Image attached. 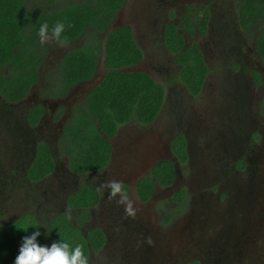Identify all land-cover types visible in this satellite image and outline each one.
Returning <instances> with one entry per match:
<instances>
[{"label":"flooded vegetation","instance_id":"1","mask_svg":"<svg viewBox=\"0 0 264 264\" xmlns=\"http://www.w3.org/2000/svg\"><path fill=\"white\" fill-rule=\"evenodd\" d=\"M118 25L131 28L142 52V60L130 68L148 75L164 88L157 118L150 125L131 121L120 127L115 136L106 137L111 145L107 168L76 174L70 169L69 158L61 152L60 142L74 108L84 106L108 71L104 62L99 63L92 79L75 84L65 96L54 97L49 94L47 76L56 71L63 54L79 46L80 41L67 44L65 51L62 48L64 52L58 49L59 57L54 55L56 66L50 60V52L38 83L24 98L11 101L0 93V229L28 219L30 226L44 235L37 241L43 240L50 247L54 243L50 230L53 220L67 216L89 241L88 264H264V62L258 51L264 17L244 27L238 0H125L111 29ZM172 28L183 38L185 46H198L206 64L207 74L196 95L181 79L184 65L167 39ZM218 102L227 106V115L242 120L236 140L227 144L220 141L221 136L218 139L219 133L211 125L208 129L199 128L204 123L199 111L207 119L212 103ZM37 107L42 114L31 120L30 114ZM197 111V133L203 129L210 133L209 139L203 132L199 143L193 141L194 136L188 131L192 119L189 114L193 116ZM166 115L176 117L179 129L162 140L154 141L149 132L128 139L122 136L129 125L147 130ZM182 115L187 119L182 120ZM179 135L186 140V163H181L172 150ZM144 142L146 151L142 148ZM170 143L171 162L178 165L179 172L176 187L167 191L173 183L162 186L154 179L152 195L143 200L138 182L149 177L155 168L149 173L143 171L148 156L152 159L156 151ZM41 144L51 151L54 169L50 175L36 178L31 170ZM195 147L201 149L200 153H195ZM119 167L135 169L137 173L126 181L120 177ZM110 168H114L116 175L109 173ZM188 170L191 176L187 179L184 172ZM255 172L257 176L251 183L249 177L253 179ZM111 181L122 182L128 198L134 196L138 205L145 207L143 216L138 206L133 205L134 215H128L125 206L117 203L119 196L110 198L107 185ZM86 186L98 191L97 205L73 207L71 197ZM183 190L187 199L175 202L174 196ZM172 192L175 194L169 200L177 205L174 210L167 200L166 204L159 203L168 194L172 196ZM213 201H219L215 208L211 207ZM235 211L236 219L229 222ZM176 214L183 221L173 226ZM167 215L171 219L166 223ZM140 216H147L148 220L142 223L138 221ZM219 225L225 227L219 229ZM95 230L104 238L101 246L93 240L97 247L89 240L90 232Z\"/></svg>","mask_w":264,"mask_h":264},{"label":"trees","instance_id":"2","mask_svg":"<svg viewBox=\"0 0 264 264\" xmlns=\"http://www.w3.org/2000/svg\"><path fill=\"white\" fill-rule=\"evenodd\" d=\"M124 1L0 0V93H4L9 100L24 98L39 81L41 67L50 52V47L46 42L41 43L38 35L42 24L48 25L50 35L57 22L65 24L61 37L63 43L53 38V45L57 49L80 41L79 46L67 52L56 71H51L53 80L48 75V89L52 96H65L75 84L92 79L99 63L104 62L108 71L105 78L91 91L84 106L74 108L60 142L61 152L70 160V169L78 175L107 168L111 145L106 137L115 136L120 127L131 121L141 126L152 124L163 105V86L146 74L123 72L142 60V52L129 26L110 31ZM238 1L240 20L244 27L264 17V0ZM108 31L110 33L105 35ZM167 39L172 51L179 53V62L184 65L182 81L195 95L198 94L207 74L200 49L196 45L184 49L185 42L175 28L170 29ZM258 51L264 62V29L258 40ZM41 114V108H34L30 118L37 120ZM172 150L181 163L187 162L183 135L175 139ZM53 169L51 151L41 144L31 173L36 178L46 177ZM154 179L162 186H170L175 180L174 164L171 161L160 162L149 177L139 180L137 189L143 200H148L152 195ZM186 197L183 190L173 200L182 203ZM98 200V191L86 186L71 197L70 204L73 207L90 208L97 205ZM182 210L183 205L178 208V212ZM86 219H89L88 215ZM170 219L171 216L167 215L166 223ZM29 221L23 219L0 229V264H14L22 237L38 231L30 226ZM50 230L53 242L62 240L73 247L81 245L87 255L89 241L72 226L67 216L53 220ZM43 237L40 232L37 240ZM89 240L97 247L93 240H97L101 246L104 238L99 230H95L90 232ZM38 243L45 246L43 240Z\"/></svg>","mask_w":264,"mask_h":264},{"label":"rangeland","instance_id":"3","mask_svg":"<svg viewBox=\"0 0 264 264\" xmlns=\"http://www.w3.org/2000/svg\"><path fill=\"white\" fill-rule=\"evenodd\" d=\"M35 1H38V0H35ZM40 1H43V0H40ZM50 35V34H49ZM46 44L50 47V52H52V57H51V59L50 60H52V61H54V66H56L58 63H57V61H55L54 59H56L55 57H54V55H56V57H59V51H58V49L57 48H55L54 47V45H53V39H49L47 42H46ZM81 44H82V42H81ZM190 47H191V45H190ZM60 49H62V48H59V50ZM64 49V51H65V48H63ZM63 49L61 50L62 52H64L63 51ZM71 50V49H70ZM70 50H68V51H70ZM67 51V52H68ZM50 52H49V54H50ZM67 52L65 53V54H63V57H61L60 58V62H59V64L61 63V61H62V59L64 58V56L67 54ZM59 67V66H58ZM57 67V68H58ZM56 68V69H57ZM53 71H55V70H53ZM53 74H54V72H53ZM48 75H50V77H51V80H53V78H52V72L50 73V74H48ZM49 78V76H47V79ZM105 78V75L102 77V79H104ZM220 82H221V80H220ZM226 108H227V106L226 105H222V104H220V102H218V103H216V104H214L213 105V103H212V105H211V110H212V112H211V110L209 111V113L211 114L207 119H204V115H203V113H202V111H199V113H200V119L204 122L203 123V126H199V128H203V127H205L206 126V128L208 129V127H209V125H211L212 127H213V129H215V131H216V133H219V134H217V137H218V139L220 138V136H221V139H220V141L221 140H224V141H226V144L227 143H229L232 139H234V140H236V138H237V131L242 127V126H239V122L241 123V121L242 120H240V118L239 117H234V116H232V115H227V113H228V111L226 112ZM189 116H191L192 117V119H191V122H190V124H189V127H188V131H189V133L191 132L192 134H193V136H194V139H193V141L194 142H198L199 143V141H200V139H201V137H202V133L203 132H205V134L208 136V138L210 137V133L208 132V130H206V129H203L200 133H197V131H196V128H198L195 124L197 123V122H195V120H196V118H197V116H198V111L196 112V113H194L193 114V116H192V114H189ZM184 119H187V116H186V118H185V116L184 115H182V120H184ZM181 120V121H182ZM234 120H235V122H236V125H233V122H234ZM176 117L175 116H173V117H171V118H169L168 117V115H166V118L165 119H160L154 126H152L151 128H149V129H147V130H140V129H133L134 127V125H129L128 126V129H125L124 131H123V134H122V136L123 137H126L127 139L128 138H131V136H134V135H137V136H141V135H145L147 132H149V133H151V135L154 137V141H155V139H160V140H162L163 139V137L164 136H168V135H172L174 132H177L178 131V129H179V126L178 127H176ZM195 122V123H194ZM180 124V123H179ZM242 124V123H241ZM202 134V135H201ZM128 136V137H127ZM217 137H216V139H217ZM164 139H166V137L164 138ZM210 139V138H209ZM144 144V146L142 147L143 149H145L144 151H146V150H148L147 148V143L146 142H144L143 143ZM201 146L203 145V144H200ZM133 146V145H132ZM196 151H195V153H200L199 151H201V149H198L197 150V147H195L194 148ZM223 153V152H222ZM232 154V153H231ZM233 155V154H232ZM234 155H238V153L237 152H234ZM230 159V157H226V161H228ZM198 163H202V162H198ZM223 165H225L224 163H223ZM199 167H200V165H199ZM180 168V167H179ZM195 169V168H194ZM119 170L121 171V174H120V177L122 178V179H126V181H127V179H133V177L136 175V170L135 169H132V170H125V167H119ZM125 171V172H124ZM152 171V170H151ZM151 171H147L148 173L149 172H151ZM127 172V173H126ZM109 173L111 174V175H113V174H115L116 175V173H114V168H110V170H109ZM184 173H186V178L188 179L190 176H191V173H190V171L188 170V171H186V172H184ZM258 173V172H257ZM257 173L255 172L254 173V178L253 179H251L250 177H249V181L251 182V183H253L255 180V178H256V176H257ZM130 174V175H129ZM229 175V174H228ZM228 175H225V177H227ZM119 176V175H118ZM242 181V180H241ZM178 185H180V184H178ZM181 189V187H179V189L178 190H180ZM177 190V191H178ZM175 193L174 192H172V196L170 195V194H168V197L166 196V197H164L161 201H159V203L160 202H162V201H164L163 203H165L166 204V200L167 201H169V203H170V208H171V210H174L176 207H177V205H175V203H172V201H170L169 199L170 198H172L173 197V195H174ZM195 196V197H194ZM196 196L197 195H195V194H193V198H196ZM129 201L132 203V205H135V206H138V211L141 213V215L143 216L144 214V211H145V207H143V206H140V205H138V203H137V201L135 200V198H134V196L132 197V199H129ZM218 203H219V201H218ZM218 203H215L214 201H213V204H211V207L212 208H215L216 206H218L217 204ZM231 204H229V206H230ZM166 210V209H165ZM223 211V210H222ZM142 216H140L139 218H138V221H140V222H142V223H144V222H146L148 219H147V216L145 217V218H142ZM176 216H178V214H176L175 215V219H174V224H173V226L175 225V224H180L181 223V221H183V217H176ZM234 216V215H233ZM236 219V211H235V217H233V219H230V220H228L229 222H233L234 220ZM263 225V224H262ZM261 225V226H262ZM177 227V226H176ZM175 227V228H176ZM223 227H225V225L224 226H222V225H219V229H222ZM236 249H238L239 250V248H236ZM240 251V250H239ZM239 253V252H238Z\"/></svg>","mask_w":264,"mask_h":264},{"label":"clouds","instance_id":"4","mask_svg":"<svg viewBox=\"0 0 264 264\" xmlns=\"http://www.w3.org/2000/svg\"><path fill=\"white\" fill-rule=\"evenodd\" d=\"M64 31L65 24L57 22L51 30V35H49L48 25L45 23L41 25L38 35L41 43L53 38L57 42L63 43L61 37ZM107 187L110 190V198L119 196L117 203L125 206V211L128 215H134L133 205L129 201L127 192L123 189L122 182L111 181ZM39 235L40 232L36 231L31 235L22 237L14 264H88V258L81 245L73 247L68 242L59 240L50 247L42 246L37 241Z\"/></svg>","mask_w":264,"mask_h":264},{"label":"water","instance_id":"5","mask_svg":"<svg viewBox=\"0 0 264 264\" xmlns=\"http://www.w3.org/2000/svg\"><path fill=\"white\" fill-rule=\"evenodd\" d=\"M120 26H115L113 27L110 31L119 28ZM110 31H108V33H110ZM106 33V35L108 34ZM189 46H185L184 49H187ZM104 56V54H103ZM103 64V61L100 62V65ZM123 72H136V70L131 69V68H127L124 69ZM160 140V139H158ZM150 150V149H149ZM148 152V151H147ZM157 154L154 155V157L152 159L149 160V156H148V164L146 165V167L144 168L143 171H151L159 162L161 161H173L172 156L173 153L171 151V143L167 144V146H164L163 149H161V151H156ZM147 154V153H146ZM175 168V183L173 182V185L167 190L170 191L173 187H176L177 184V180H178V165H174ZM245 198H247L246 195H244Z\"/></svg>","mask_w":264,"mask_h":264}]
</instances>
